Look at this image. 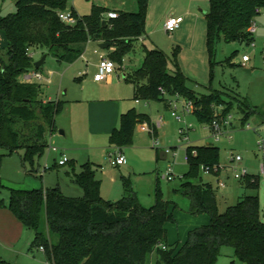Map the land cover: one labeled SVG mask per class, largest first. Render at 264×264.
Returning a JSON list of instances; mask_svg holds the SVG:
<instances>
[{
    "label": "trees",
    "instance_id": "obj_1",
    "mask_svg": "<svg viewBox=\"0 0 264 264\" xmlns=\"http://www.w3.org/2000/svg\"><path fill=\"white\" fill-rule=\"evenodd\" d=\"M137 1V12L121 11L113 19L105 17L108 11L101 6L83 16L74 11L78 16L74 25L59 17L68 0H17L15 12L0 15V28L9 41L7 53L0 57V149L5 150L0 153V169L5 156L23 151L22 161L28 172L37 173L50 146L47 134L57 131L56 120L64 109V101L46 100L45 84L20 81L21 75L43 68L35 67L37 60L32 54L41 50L58 63L72 64L82 57L90 42H106L110 44L109 57L122 66L146 33L150 0ZM209 1L206 20L211 58L221 41L254 40L250 26L262 13L264 0ZM125 80L134 84L137 100L163 101L167 106L176 95L193 100L194 115L200 122L211 124L215 118L223 121L232 107L215 116V107L225 103L221 99L224 92L211 89L204 94L190 88V78L180 67L177 50L170 59L158 48L145 47L142 66L128 73ZM233 98L244 122L261 113L248 101ZM140 122H147L157 133L149 115L133 108L121 115L120 125L111 134L112 143L119 148L131 145ZM187 162L189 169L174 192L189 199V213L207 214L210 222L190 230L181 246L169 244L167 224L176 222L175 201L166 200L157 189L155 204L143 205L129 177L123 178L122 198L106 200L101 195L97 168L91 162L83 164L80 172L75 171L74 162L69 163V172L83 189V196H67L59 186L10 188L9 208L32 230V246L43 248L51 264H148L153 254L156 264H217L225 246L232 247L243 264H264L260 196L245 194L222 212L217 190L211 182L204 181L202 171V166H207L213 174L220 173L214 171L220 166V148L212 144L189 145ZM243 179L245 189H260V176L249 174ZM0 264L13 263L0 259Z\"/></svg>",
    "mask_w": 264,
    "mask_h": 264
},
{
    "label": "rangeland",
    "instance_id": "obj_2",
    "mask_svg": "<svg viewBox=\"0 0 264 264\" xmlns=\"http://www.w3.org/2000/svg\"><path fill=\"white\" fill-rule=\"evenodd\" d=\"M181 1L150 0L146 17V33L144 34L147 43L144 45L137 41L135 49L126 56L124 66L128 67V71L139 68L145 58V46L164 51L170 59H172L174 51L177 50L180 67L184 68L183 70H186L185 72L191 77L188 83L190 88L204 94L209 93L211 89L227 93L221 95V99L225 103L215 107V116L223 115V109L232 106L228 113L229 116L231 115V125L223 127L218 140L214 136L210 123L200 122L193 114L187 115L185 118L188 123L193 124L190 140H181L180 128L184 123L175 118L171 107L163 101L157 100L140 99V103H137L134 84L122 78L116 82H119L128 94L130 93L126 103L138 112L149 115L151 122L156 126L157 136H154L150 131H142L140 124H137L133 143L123 147L127 165L115 168L111 160L115 159L116 146L111 141V133H103L100 130V127L103 126L101 116L100 120L96 119V124L89 121L92 102L86 100L93 91L89 81L94 78L95 65L99 61V54L95 51L101 52L102 50L96 43H90L84 56L76 62L72 64L58 63L52 56H48L42 68L46 76L50 77V82L45 87L47 95H52L55 99L60 97L64 100L77 97L84 99L70 105L64 103V109L58 119L57 134L53 139H49L50 147L66 149L70 154L72 150L70 151L68 148H71L81 153V161L91 160L102 164L103 169L100 170L99 176L103 180L106 195L113 199L112 201L120 200L123 195L122 193L114 194L116 189L113 190V170L116 171L117 179L120 181H123V174H131L138 197L141 203L147 207L154 203L157 189H160L166 200L175 201L178 204V208L174 210L176 222L168 224L169 239L172 244L186 241L188 230L198 226L196 222L198 217L191 215L188 211L189 199L174 192V189L181 185L183 176L189 169L187 162L189 145L213 144L218 146L222 167L233 165L231 160L233 156H241V168H247L251 175L260 176L259 190L242 187L244 179L235 178L231 171L221 177V180L227 181L226 188L219 186L218 180L220 179L212 174H203L204 181L211 182L216 188L218 205L222 212L228 206L236 204L239 197L245 194H258L264 219V176L260 169L263 153L259 148V141L264 138V9L256 18L258 30L251 43L221 41L216 46L214 57L211 58L207 46V24L204 26L203 23L202 32L198 28L193 33V27V29L187 30V34L183 33L177 38L174 36L179 29L169 33L164 28L163 23L167 15L176 11L177 8H184L185 5ZM95 6L104 7L107 11L137 12L139 9L137 0H68L66 10L75 11L78 15L83 16L90 14ZM209 7V4H202L201 9L209 11ZM199 10L200 8L198 12L203 15V12ZM15 11L16 2L14 0H0V15H7ZM182 26H185V22ZM0 45V47L7 45L5 38L2 39ZM4 48H1L0 51H4ZM41 52V50L37 52L36 59L41 57ZM245 54L251 57L249 64L243 63ZM170 67H173L171 62ZM84 70H87L85 74H83ZM80 78L85 79L86 82L83 83ZM63 92L67 94L64 95ZM233 96L248 101L261 113L251 115L244 122V115ZM161 119L163 124L159 126L158 122ZM63 125L70 128L68 136L60 134V130L64 129ZM50 150L40 160L42 170L46 163L52 166L55 159L59 157V152ZM162 151H169L166 159L161 158ZM4 152L5 150L0 149V153ZM22 155L23 151H20L7 155L3 159L0 169V209L4 208L12 213L9 208L10 188L35 189L41 188L44 184L50 186L52 184L47 181L51 178L55 183L57 181L61 183L65 189V195L75 197L76 194L70 190L80 187L70 181L63 169L48 170L44 178L41 179L37 174L28 173L23 165ZM169 168L173 170V180L163 177ZM23 227V235L18 244L8 246L0 241V259L16 264H50L46 255L39 248L31 245L32 230ZM18 250L22 252L19 253ZM154 258L156 255H151L148 264L152 262H154L152 264H156ZM217 264L243 263L237 259L232 247L225 246Z\"/></svg>",
    "mask_w": 264,
    "mask_h": 264
},
{
    "label": "crops",
    "instance_id": "obj_3",
    "mask_svg": "<svg viewBox=\"0 0 264 264\" xmlns=\"http://www.w3.org/2000/svg\"><path fill=\"white\" fill-rule=\"evenodd\" d=\"M14 1L16 2L17 0H14ZM181 2L183 3V5H185L184 8L183 9H181V8L178 9L177 8L176 11H173V12L169 13L167 15V17H166V20H164V23H163L164 24L163 25L164 28H165V22L167 21V19L170 16H176V17L181 18L182 22H181L180 26L177 28L179 30H178V33L174 36L175 38H177L178 36H181L183 33L187 34V30L193 29V27H194L193 33H195L198 28H199L200 32H202L203 23H204V26H206V24H207L206 15H207L208 11L201 9V6H202V4L203 5L204 4H209V6H210V1L209 0H182ZM199 8H200L199 11H202L203 15L198 12ZM111 11L121 12V11H115V10H110L108 12H111ZM184 22H185V26H182V24ZM3 38L6 39L7 45H4L3 47H0V49L5 47L4 51H0V57L1 56H5L6 51L8 50V48H6V46L9 47V41H8L4 31L1 30V28H0V42H2ZM138 41L144 43V45H145V43H147V38L143 35ZM90 43H96V45L100 48V43H97V42H90ZM145 47L149 48L147 46H145ZM114 49L115 48L112 47V50H114ZM149 49H153V48H149ZM101 50H102L101 52H99L98 50L95 51L97 54H99V59H100V54L101 53L108 54L107 50L106 51L103 50V49H101ZM84 54L82 56H84ZM36 55H37V52H35L33 54L35 59H36ZM43 56H44V53L41 52V57L39 59H36V60L37 61L40 60ZM46 60H47V58H46ZM46 60H45V62H46ZM97 64L95 65L96 72H97V69H98L97 68ZM0 66H1V61H0ZM181 69H182V67H181ZM133 70H136V69H129V71H128V67L124 66V64H123L122 66H118L117 67V70H116L115 74L112 77H110L108 80L97 82V81L94 80V78H91V80L89 81V82H91L90 85H92V88H93V91L89 94L90 96L88 95L89 97H87L88 99H86L87 101L89 100L90 102H92V106L90 108V114H89L90 115L89 121L91 123H93V124H96V122H97L96 119L100 120V116H101V120H102V125L103 126L100 127L101 128L100 130L103 131V133H111L112 134V132L119 126L121 115L123 113H126L127 111L133 109V107L129 106V104L126 103L127 100L130 97V93L128 94L126 92V90H124L121 87V84L119 82L118 83L116 82L117 80H121L122 78L125 79L127 77L128 73L132 72ZM85 71H87V70H84L83 74H85ZM185 71L183 70V72L191 79L190 75L188 73H186ZM41 72H43V70H41ZM26 74L27 73H25V74H23V75H21L19 77L20 81H22V82L29 81L28 78L26 77ZM43 74L46 77V81L41 82V83L45 84V86L46 85L48 86V84L50 82V77L46 76V74L44 72H43ZM80 79H82L83 83L86 82L85 79H83V78H80ZM31 81L35 82L36 80H31ZM134 93H135V88H134ZM63 94L66 95L67 93L63 92ZM46 100L47 101H59L60 100V101L66 102L67 104L70 105L71 103H74V102H77V103L81 102L84 99H81V98L79 99L77 97L75 99H70L69 98L67 100H64V99H61L60 97L55 99L54 96L47 95V99ZM173 100H174V97L171 98V102ZM136 102L140 103V100L136 99ZM171 102H170V107L172 109ZM143 114H145V113H143ZM59 117H60V115H58L57 120H56V125H57L58 129H59V126H58ZM159 122H158L159 126L163 124V122H162V124H159ZM138 124H140V129L142 131H150V132L153 133L154 136H157V133L154 134V129L147 122H140ZM63 126H64V129L60 130V134L64 135V136H68L70 134V132H69L70 128L66 127V125H63ZM56 134H57L56 132H54V133L49 132L47 134L48 142H49V139H53L56 136ZM49 148H50V146H49ZM68 149L70 151L72 150L71 154L68 153L66 149H60L61 152L65 153L69 157V162L67 164L60 165L58 163V161H59V159L61 157V153L59 152L60 153L59 157L55 159V161H54L52 166L50 164L46 163L45 168L42 170L41 169V163H40V167H39L40 169L35 174L39 175L41 177V179H43L48 170L63 169L64 170V174L70 179V181L72 183H76L73 180V177H72V175L69 172L70 171L69 163L70 162H74L75 171L76 172H80L81 171V166L83 164H85L87 162H91L97 168V178L101 180V195H102V197L104 199H106V200H113V199L109 198L106 195L105 189L103 188V180L99 176V172H100V170L103 169V165L100 164V163L93 162L91 160H88L86 162L85 161H81L82 160L81 159L82 156H80L81 153H78V152H76V150L71 149V148H68ZM48 150H50V149H48ZM50 151H53V150H50ZM119 152H122L124 154L123 148L116 147V152L114 154V158L116 157V155ZM168 154H169L168 151H162L161 152V158L166 159L168 157ZM111 162H112V165L115 168H122V167H125L127 165V164L117 165L115 163L114 159H112ZM240 166H242V165H240ZM228 167L229 166L226 167L227 168L226 170H223V171H225L227 173L221 171L219 174H213L212 173V175H215L218 179L221 180L222 179L221 177H222L223 174H228V172L231 171ZM172 172H173V170H172ZM164 175H163V177H164ZM253 175H255V174H253ZM117 176L118 175H117L116 171L113 170L112 171V177H113L112 178V183L114 184L113 190L116 189V193H114V194L117 195L118 193H122L124 195L123 181L122 180L121 181L118 180ZM124 177H129L131 179V181L133 183V187H134V182L132 180L131 174H123L122 175V179ZM173 179H174V176H173ZM220 180H218V183H219ZM49 181H50V184H52L50 186H53V187H58L59 186L61 188V190L63 191V193L65 194V192H64L65 189L61 185V183H59V181H57V183H55L54 181H52V178L49 179L47 182H49ZM222 181H224V180H222ZM225 183H226V186H225V188H226L228 186L227 181ZM76 185L79 186L77 183H76ZM50 186L44 184L41 188H49ZM134 190L136 191L135 187H134ZM70 192L76 194L75 197H81V196L84 195L83 189L81 187L80 188H73L72 190H70ZM136 193H137V191H136ZM111 196H113V195H111ZM155 200H154V203L152 205L155 204ZM152 205H150V206H152ZM174 215H175V213H174ZM194 216L198 217V218H196V222H197L198 226H195V227H199L202 224L203 225L207 224L208 221L210 220V217H209V215L207 216V214L194 215ZM23 226L24 225L21 223V221H19L17 218H15V216L9 210L4 209V208L0 209V241H2L3 243H6L8 246H13V244H18L20 242V240H21L22 235H23V229H24ZM167 228H168V224H167ZM190 230H192V229L190 228L188 230L187 234L189 233ZM168 231H169V228H168ZM32 241H33V239H32ZM171 242L172 241L169 239V244L170 245H172ZM184 242H185V240L183 242L180 241V242H177V243L179 244V246H181ZM31 245H32V243H31ZM9 249H10V247H9ZM40 250L44 253V251L42 249H40ZM18 251H19V253L22 252L21 250H18ZM153 260L156 261V258H154ZM153 260H151V261H153ZM48 263H50V262L48 261ZM152 263H154V262H152ZM13 264H16V263H13Z\"/></svg>",
    "mask_w": 264,
    "mask_h": 264
},
{
    "label": "built area",
    "instance_id": "obj_4",
    "mask_svg": "<svg viewBox=\"0 0 264 264\" xmlns=\"http://www.w3.org/2000/svg\"><path fill=\"white\" fill-rule=\"evenodd\" d=\"M118 16H119V13L114 12V11L107 12L105 14V17L107 19L117 18ZM59 17L64 23H66L68 25H74L78 21V16L74 13V11L62 10L59 12ZM181 22H182L181 18L176 17V16H170L167 19V21L165 22L166 31L169 33L174 32L180 26ZM257 30H258V25H257L256 21H254L252 23V25L250 26V32L253 35H255ZM263 45H264V42H263ZM250 61H251V57L249 55L245 54L243 56V63L248 64V63H250ZM117 67H118L117 63L113 59H111L108 54L101 53L99 62L97 64L98 69L94 75V80L97 82L108 80L110 77H112L115 74ZM26 77L28 78L29 81H31V80H36L37 82L46 81V77L44 76L43 72H41V71L27 72ZM171 106H172V110H173V114H174L175 118L179 122L184 123L183 126L180 128L181 140H190V132L193 129V124L188 123L185 118L187 115L195 113V111H196L195 102L193 100L183 98L180 95H176V96H174V100L171 102ZM230 119H231V115L230 116L228 115L225 119H223V121H221L219 118H215L213 120V122L210 124L211 128L214 131V136L217 140L220 138L221 130L223 129V127L231 125ZM162 122H163V120L161 119L159 124H162ZM259 148H260L261 152L263 153V158L261 160L260 169H261V174L264 176V138H262L259 141ZM49 149H51L55 152L61 153V157L58 161V163L60 165H65L69 162V157L65 153L61 152V150L58 147H50ZM194 153L196 154V151H194ZM231 160L233 162V165L229 166L228 168L234 174L235 178L243 179L249 175L247 168H241V166H240L241 161H242L241 156H239V155L233 156ZM114 161L117 165L127 164V159L122 152H119L116 155ZM226 169H227L226 167H222L220 165L219 167L214 168V171L215 172H221V171L226 170ZM202 171L204 174H212V169L210 167H207V166H202ZM164 178H166L168 180L173 179V172H172L171 168L168 169L167 173L164 175ZM219 186L225 187L226 183L224 181L220 180ZM163 248L166 249L167 246L164 245ZM42 250H44V249L42 248Z\"/></svg>",
    "mask_w": 264,
    "mask_h": 264
},
{
    "label": "water",
    "instance_id": "obj_5",
    "mask_svg": "<svg viewBox=\"0 0 264 264\" xmlns=\"http://www.w3.org/2000/svg\"><path fill=\"white\" fill-rule=\"evenodd\" d=\"M109 47H110L109 43H106V42L100 43V48L103 50L108 49ZM47 56H48L47 54H44V56L35 63V67L40 68L41 66H43Z\"/></svg>",
    "mask_w": 264,
    "mask_h": 264
}]
</instances>
